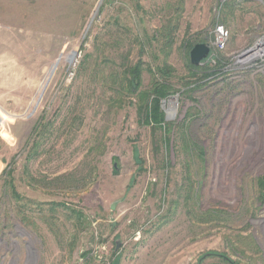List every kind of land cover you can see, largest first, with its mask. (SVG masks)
<instances>
[{"label": "rangeland", "instance_id": "1", "mask_svg": "<svg viewBox=\"0 0 264 264\" xmlns=\"http://www.w3.org/2000/svg\"><path fill=\"white\" fill-rule=\"evenodd\" d=\"M163 64L165 129L138 112ZM263 119L264 0H0V264H264Z\"/></svg>", "mask_w": 264, "mask_h": 264}, {"label": "trees", "instance_id": "2", "mask_svg": "<svg viewBox=\"0 0 264 264\" xmlns=\"http://www.w3.org/2000/svg\"><path fill=\"white\" fill-rule=\"evenodd\" d=\"M117 26L112 27L108 33L106 32L107 35L111 36V49L115 52L116 59H118L120 62V59L122 61V64L119 67H116L117 72L112 73L111 75V84L112 88H117L115 92H117L118 95L125 94L131 95V92L135 89L138 88V85L141 81V70H140V65L138 64H130L129 61L127 60L126 53L123 54L120 46V25L116 23ZM176 28L175 27H167L163 29V33L161 34V39L163 40V45H164V52H169V49H171V46L173 44V38L175 37L173 34H175ZM110 33V34H109ZM130 45V44H129ZM184 45L186 48L192 49L194 46L193 42H190L189 40L184 41ZM128 46V45H127ZM131 46V45H130ZM129 46V47H130ZM166 49L168 51H166ZM97 50L99 51V55L101 53L100 48L98 47ZM191 51V50H190ZM90 56L86 55L84 58V62L82 66H84L89 59ZM108 65L113 66L112 62L106 63ZM120 65V64H119ZM187 65V70L188 71H194L192 73V76H196V70L194 69L195 67L191 66L190 64ZM171 69L167 67L165 64H163L162 67L158 68L157 74L160 75V80L158 82H154L152 88L150 90H145L142 93H139V103L140 108L138 112L144 117V123L146 125H151L153 127H158L163 129L165 127V122H164V117L162 115V112L160 110L159 103L162 99H164L170 88L165 84L166 82L162 80L166 76L169 75ZM111 87H109L110 89ZM111 90V89H110ZM142 103V104H141ZM50 126H47L43 124V119H40L36 125L33 128L32 133H35L38 129L45 130L49 128ZM165 129V128H164ZM33 134H31L32 136ZM7 175V172H3L2 176ZM10 177L8 176V179ZM5 188L10 191V194L12 197L15 199L19 198V195L17 193V190L12 182V180L7 181ZM113 264V260L111 261Z\"/></svg>", "mask_w": 264, "mask_h": 264}, {"label": "water", "instance_id": "3", "mask_svg": "<svg viewBox=\"0 0 264 264\" xmlns=\"http://www.w3.org/2000/svg\"><path fill=\"white\" fill-rule=\"evenodd\" d=\"M210 54V47L206 44H197L195 45L190 53V64L198 67L201 65L202 61L206 60Z\"/></svg>", "mask_w": 264, "mask_h": 264}, {"label": "bare ground", "instance_id": "4", "mask_svg": "<svg viewBox=\"0 0 264 264\" xmlns=\"http://www.w3.org/2000/svg\"><path fill=\"white\" fill-rule=\"evenodd\" d=\"M258 52H256L255 54H257ZM264 121V119L262 120V122ZM261 130V135H262V139H263V142H261V144H263V146H264V124H261V126H260V128H258L257 127V131H260ZM257 131H255V134H258L257 133ZM253 132V131H252ZM249 135V134H248ZM252 135V134H251ZM253 135H254V132H253ZM243 136V135H242ZM251 137V136H250ZM256 137H257V139L256 140H258V136L256 135ZM254 138V137H253ZM239 139V138H238ZM251 140V141H250ZM255 140V141H256ZM239 141V140H238ZM241 141V140H240ZM254 141V139H253V141H252V137L249 139V141L248 142H255ZM257 143H259V140H258V142ZM238 170V169H237ZM236 177V176H235Z\"/></svg>", "mask_w": 264, "mask_h": 264}, {"label": "built area", "instance_id": "5", "mask_svg": "<svg viewBox=\"0 0 264 264\" xmlns=\"http://www.w3.org/2000/svg\"><path fill=\"white\" fill-rule=\"evenodd\" d=\"M221 36H222V35H221ZM218 44L221 45L220 47H223V45H224V40H223L222 37H220V38L218 39Z\"/></svg>", "mask_w": 264, "mask_h": 264}, {"label": "crops", "instance_id": "6", "mask_svg": "<svg viewBox=\"0 0 264 264\" xmlns=\"http://www.w3.org/2000/svg\"><path fill=\"white\" fill-rule=\"evenodd\" d=\"M16 43H17V44L19 43V45H16V46H15V50H20V49H21V45H20L21 41H18V40H17Z\"/></svg>", "mask_w": 264, "mask_h": 264}]
</instances>
